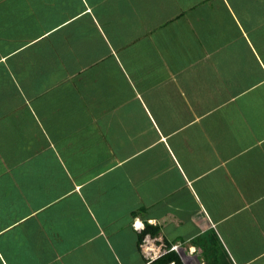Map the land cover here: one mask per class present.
Instances as JSON below:
<instances>
[{"label": "crops", "instance_id": "0c3cea01", "mask_svg": "<svg viewBox=\"0 0 264 264\" xmlns=\"http://www.w3.org/2000/svg\"><path fill=\"white\" fill-rule=\"evenodd\" d=\"M168 245L264 264V0H0V264Z\"/></svg>", "mask_w": 264, "mask_h": 264}, {"label": "trees", "instance_id": "16d2710c", "mask_svg": "<svg viewBox=\"0 0 264 264\" xmlns=\"http://www.w3.org/2000/svg\"><path fill=\"white\" fill-rule=\"evenodd\" d=\"M140 244H142V239L140 240L139 246ZM171 247V245H168V250H170ZM150 264H183V262L177 252L170 251L155 261H152Z\"/></svg>", "mask_w": 264, "mask_h": 264}, {"label": "built area", "instance_id": "2783aa9c", "mask_svg": "<svg viewBox=\"0 0 264 264\" xmlns=\"http://www.w3.org/2000/svg\"><path fill=\"white\" fill-rule=\"evenodd\" d=\"M169 251H176V252H179V246L178 245H175V246H172L171 249ZM161 255V254H160Z\"/></svg>", "mask_w": 264, "mask_h": 264}, {"label": "clouds", "instance_id": "9594fccd", "mask_svg": "<svg viewBox=\"0 0 264 264\" xmlns=\"http://www.w3.org/2000/svg\"><path fill=\"white\" fill-rule=\"evenodd\" d=\"M139 226H140V222L137 221V227H139ZM149 251H155V248L149 249Z\"/></svg>", "mask_w": 264, "mask_h": 264}]
</instances>
